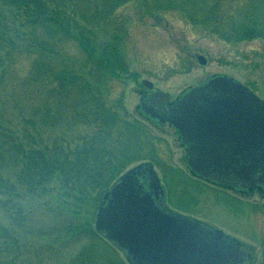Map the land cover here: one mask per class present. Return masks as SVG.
Wrapping results in <instances>:
<instances>
[{
  "label": "rangeland",
  "instance_id": "374dc122",
  "mask_svg": "<svg viewBox=\"0 0 264 264\" xmlns=\"http://www.w3.org/2000/svg\"><path fill=\"white\" fill-rule=\"evenodd\" d=\"M43 2L48 15L55 14L61 21L60 34L52 38L51 27L41 26V20L39 24L22 20L20 13L25 14V8L0 0V147H6V132L26 143L22 120L36 113L42 117V104L51 99L58 70L66 68L101 79L97 92L122 99L124 107L153 132L155 169L168 195L171 191V206L241 242L247 252L246 264H264V188L240 193L196 179L192 180L198 185H192L185 173L175 172L179 168L190 173L186 150L175 129L151 120L140 108L143 92H151L143 85L145 79L153 82V90L169 92L175 100L210 77L228 75L264 99V39L237 41L233 34L239 25L264 29V0H131L118 8L109 0ZM209 21H218L219 30H210ZM35 39L55 44L49 59ZM81 39L95 51H86ZM106 49H112L110 55L118 59L119 66L124 62L125 70H118L122 80L104 74L103 66L99 72H90L91 65L99 66L98 57ZM197 54L204 55L208 63H199ZM44 60L47 64L43 62L39 69L36 65ZM55 118L39 121L36 129L31 127L39 145H50L62 137L78 142L91 132L82 124L67 131V119ZM144 149L145 156L153 152ZM3 150L0 148V264H116L114 251L127 263L120 250H109L105 240L88 237L93 235L102 197L84 204L66 198L57 175L52 177L48 193L32 195L17 179L20 165ZM146 160L133 163L118 176ZM173 174L179 175L183 185L171 181ZM12 182H17L16 192L9 187Z\"/></svg>",
  "mask_w": 264,
  "mask_h": 264
},
{
  "label": "water",
  "instance_id": "95a60500",
  "mask_svg": "<svg viewBox=\"0 0 264 264\" xmlns=\"http://www.w3.org/2000/svg\"><path fill=\"white\" fill-rule=\"evenodd\" d=\"M202 65L208 63L196 55ZM143 85L153 90L150 80ZM169 92H143L140 108L174 126L191 172L207 181L250 192L264 185V100L226 75L192 87L176 102ZM96 230L130 264H241V242L193 216L171 210L150 161L111 185L95 218Z\"/></svg>",
  "mask_w": 264,
  "mask_h": 264
},
{
  "label": "trees",
  "instance_id": "16d2710c",
  "mask_svg": "<svg viewBox=\"0 0 264 264\" xmlns=\"http://www.w3.org/2000/svg\"><path fill=\"white\" fill-rule=\"evenodd\" d=\"M10 1L19 5L20 8L26 9L25 14L20 13L23 16L22 20L26 19L29 22L38 24L41 20L44 23L41 26L51 27L49 33L51 38L60 34L57 31L62 28L61 21L59 22L55 14L53 16L48 15V6L45 5L44 0ZM129 1L131 0H109L111 5L116 8ZM210 17L212 18L211 13ZM217 23L219 22L209 21L207 26L212 31H218ZM64 33L71 34L67 30H64ZM234 33L237 41L259 37L264 39V29H260L255 25H239L233 31ZM80 43L89 53L95 51L92 46H89L82 39ZM37 44L38 46L42 45L46 52L45 58L49 59L48 57L52 55L55 44L52 41L49 43L43 40L38 41ZM111 50H102L98 57L101 58L98 63L99 66L91 65L89 67L90 72L93 73L94 70L99 72L103 70L99 67L103 66L104 74H112V77L122 80L118 70L119 68L125 70L124 62L121 61L119 66L118 59L110 55L112 54ZM43 62H45V65L47 64L44 60L36 66H39L40 69ZM53 78L54 86L50 91L51 99L42 104L44 106L42 117L39 113H36L31 118L22 120L26 143L15 133L6 132L4 135L6 147H0L4 149V154L15 161V164L20 165V168L16 165L17 179L22 186H25L27 191L32 195H38L39 192L41 194L48 193L51 179L57 175L64 188L66 198L74 199L82 204L87 203V201L94 202L101 199L113 180L133 163L143 158H148L156 163L153 150V139H155L153 132L143 121L136 118L124 107L122 99H115L112 94L107 97L97 92L98 83L101 82L97 80L101 79L93 80L84 74L66 68L54 73ZM68 109L71 112H67ZM58 116L61 120L67 119V131L71 130L76 124H82L88 125L91 132L85 134L78 142H71L67 137H62L50 145H39L37 143L38 138L33 135L31 127L36 129L39 121H52ZM33 137L34 142H30ZM145 147L147 150L153 151L150 156L144 155ZM176 170L175 168V172H182ZM177 175H171L172 182L176 183L179 180ZM187 177L192 180L191 177ZM179 181L183 185V181ZM188 182L196 185L198 181ZM9 187L12 191H15V189H18L16 188L17 182L13 183L12 186L9 185ZM79 230H84V228ZM91 233L93 235H89V238L105 240L95 229L91 230ZM105 241L110 247L108 249L114 251V247H111L107 240ZM114 252L116 264H128L122 261L121 257V259L119 258L116 251ZM108 264H111V262Z\"/></svg>",
  "mask_w": 264,
  "mask_h": 264
},
{
  "label": "flooded vegetation",
  "instance_id": "af4514ba",
  "mask_svg": "<svg viewBox=\"0 0 264 264\" xmlns=\"http://www.w3.org/2000/svg\"><path fill=\"white\" fill-rule=\"evenodd\" d=\"M177 100H178V99H177ZM177 100H176V101H177ZM176 101H173V102H176ZM262 187H264V186H262ZM243 264H246V262H244Z\"/></svg>",
  "mask_w": 264,
  "mask_h": 264
}]
</instances>
